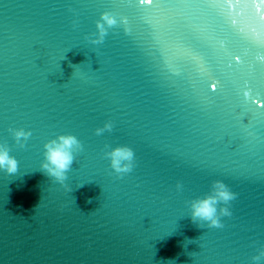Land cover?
<instances>
[{"label": "water", "instance_id": "obj_1", "mask_svg": "<svg viewBox=\"0 0 264 264\" xmlns=\"http://www.w3.org/2000/svg\"><path fill=\"white\" fill-rule=\"evenodd\" d=\"M25 2L0 7V136H7L0 144L18 161L16 173L0 171V264H228L232 242L264 227V116L249 115L264 111L256 108L264 70L208 52V61L186 64L161 88L141 46L140 17L151 5L136 10L132 36L114 26L92 44L85 37L96 38L97 0H69L71 11L15 6ZM5 95L7 125L30 131L26 140L4 131ZM42 117L55 122L42 128ZM111 121L113 131L104 127ZM63 132L82 147L60 184L39 167L43 145ZM127 145L134 166L117 176L105 154ZM233 161L247 171L219 167ZM214 181L236 198L217 205L222 227L198 226L189 205L211 194Z\"/></svg>", "mask_w": 264, "mask_h": 264}, {"label": "snow or ice", "instance_id": "obj_2", "mask_svg": "<svg viewBox=\"0 0 264 264\" xmlns=\"http://www.w3.org/2000/svg\"><path fill=\"white\" fill-rule=\"evenodd\" d=\"M145 4L152 7L149 9L150 16L140 17L146 29L141 46L143 49V44H147V54L151 57V67L154 70L149 75L156 78L158 87H170L174 78L180 76L186 64L201 66L202 61H208V52L222 51L229 55L231 60L234 59L237 65L244 63L252 67L258 65L264 70V63L255 64L251 59L254 57L256 61H261L256 59L257 54L264 56V20H261L259 14L255 12L256 6L251 3V0H248L247 4L243 0L240 4L235 3V0L231 3L228 0H139L138 4L136 0H97L93 6L102 9L101 12L111 13L117 20L126 17L124 22L116 26L125 36H132V23L137 17L136 10ZM8 6L7 0H0V7L6 9ZM15 6L21 8L63 7L70 11L76 7L69 0H64L57 5L43 4L40 0H27ZM241 8H247L248 11L238 15ZM260 10L264 12V6H261ZM3 27L7 30L6 23ZM227 66L232 68L231 61ZM260 80H264V75L260 76ZM232 83L235 85L236 81L233 80ZM245 87H248L247 83ZM250 91L251 88L244 91L243 96L247 97ZM256 93L260 98L256 108L264 110V90L259 84H257ZM4 99V131L8 133L11 132V128L7 125L10 117L6 95ZM17 115L21 118H32L24 112H18ZM249 115L253 118L264 116V111L257 113L249 110ZM245 118V123H248L247 117ZM39 122L42 128H47L53 125L55 118L42 117ZM113 130L114 122L111 121L109 131ZM246 132L248 137L246 143L251 146L255 137L252 131L246 130ZM64 134L74 136L72 132L59 133V135ZM0 141H7V136H0ZM125 147L130 148L135 154V148L132 145ZM231 147L235 150L236 145L233 144ZM247 151L252 152V148L249 147ZM231 163L233 167L227 164H221L219 167L233 174H242V171H247L242 165H236L234 161ZM221 218L219 217L220 222ZM253 227L255 228L256 225ZM232 243L236 246L229 248L228 264H245L246 259H251L253 256L250 255L249 250L256 254L258 249L264 247V227H261L255 238L249 237L239 244L235 241Z\"/></svg>", "mask_w": 264, "mask_h": 264}, {"label": "clouds", "instance_id": "obj_3", "mask_svg": "<svg viewBox=\"0 0 264 264\" xmlns=\"http://www.w3.org/2000/svg\"><path fill=\"white\" fill-rule=\"evenodd\" d=\"M229 3L232 0H228ZM242 0H235V3L240 4ZM245 4L248 0H243ZM251 3L255 5V12L259 14L260 19L264 20V12H261V6H264V0H251ZM247 8H241L238 11L240 13H246ZM124 22V18L117 20L111 13L103 12L100 15V19L96 21L97 33L95 39L86 37L92 44H99L103 42L104 36L108 29ZM256 59L264 61V56L257 54ZM105 129L111 128L110 123L105 124ZM102 131V129H97ZM12 136L17 140L23 138L26 140L30 136L29 131H25L22 128L11 129ZM82 145L80 141L73 135L64 134L58 135L56 138L46 142L43 145L42 159L40 161L39 170L46 176L53 179L55 182L63 184L67 179V173L71 169L73 161L75 160V151L80 149ZM109 159L111 169L121 176L129 173L133 169L134 154L128 147H117L112 149L111 152L105 154ZM18 170V161L10 155L9 149L6 145L0 144V171L7 174H14ZM82 186V185H81ZM236 198V194L233 193L226 185L220 181L213 182V188L211 194L191 201L190 218L198 226H222L219 216L217 214V205L223 203L229 205V203ZM89 202H91L89 200ZM220 214L224 216H230L231 211L229 207L220 208ZM253 264H259L261 260H264V247L257 250V253L251 257Z\"/></svg>", "mask_w": 264, "mask_h": 264}]
</instances>
